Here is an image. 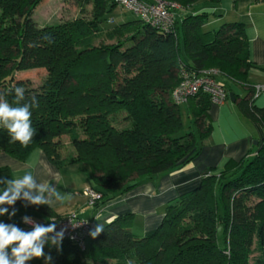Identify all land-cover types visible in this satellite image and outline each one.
<instances>
[{
    "label": "trees",
    "instance_id": "obj_1",
    "mask_svg": "<svg viewBox=\"0 0 264 264\" xmlns=\"http://www.w3.org/2000/svg\"><path fill=\"white\" fill-rule=\"evenodd\" d=\"M72 1L80 8L91 6L90 18L39 28L32 14L43 0H0V96L12 104L14 87L22 86L25 101L35 97L38 102L31 116L33 140L27 147L10 142L0 127L1 154L23 162L38 149L58 169L87 167L91 188L101 194L91 209L99 210L142 180L187 166L206 145L209 97L201 94L186 103L197 134L183 130L171 100L181 69L216 71L213 77L226 80L230 94L229 82L242 86L247 95H233V103L244 119L264 129V109L254 106L247 80L251 69L264 68L248 60L244 26L222 24L206 32V11L176 15L218 0H174L179 9L172 10L169 32L139 19L104 32L116 0ZM102 34L111 45H94ZM39 70L47 76L38 89L17 77ZM120 114L127 123L122 130L114 126ZM62 136L74 149L65 159L58 154ZM213 172L205 170L194 190L165 207L151 235H133L132 215H123L90 236L83 251L67 240L59 249L53 246L47 264H250L254 250L256 264H264V141ZM0 177L12 179L10 170L0 168ZM12 207L17 213L8 223L19 228L26 215L38 223L58 218L44 205L18 200Z\"/></svg>",
    "mask_w": 264,
    "mask_h": 264
},
{
    "label": "crops",
    "instance_id": "obj_2",
    "mask_svg": "<svg viewBox=\"0 0 264 264\" xmlns=\"http://www.w3.org/2000/svg\"><path fill=\"white\" fill-rule=\"evenodd\" d=\"M202 4L199 3L185 9L180 16L199 13L209 8V13L214 14V25L217 23L221 25L242 24L248 43L249 62L259 68H264V0H218L214 6L207 3ZM207 24L210 22L208 21ZM203 30L207 32L206 26ZM251 77L264 78V70L251 69L247 78L252 88L264 85L251 83ZM228 85L231 93L239 99L247 95L242 86L230 84V82ZM253 104L258 109H264V95L255 99ZM208 117L212 121L213 128L206 140V145L190 164L151 180H142L134 189L115 197L96 211L88 207L86 200L81 196L83 189L92 187L89 180L90 173L85 166L73 165L58 169L41 150L36 149L23 162L0 153V168L7 167L12 179L22 177L28 172L36 175L40 180L51 179L55 176L53 182L65 196L62 203L52 208L47 206L56 217L75 212L82 219L94 220L96 225L100 223L104 226L117 217L130 214L132 215L131 232L142 238L151 235L156 230L168 204L199 185L205 170L213 169V174H218L228 161H239L245 157L251 150V143L255 138H258L257 144L264 141V129L250 120L243 123L235 104L230 100L222 106L211 104ZM8 221L10 220L7 215L2 222L8 223ZM49 221L45 219L40 223L47 224ZM9 224L14 223L9 222ZM21 229L32 230V228ZM52 248L53 246L45 245L46 256ZM26 264H46V261L43 257L33 258L26 261Z\"/></svg>",
    "mask_w": 264,
    "mask_h": 264
},
{
    "label": "clouds",
    "instance_id": "obj_3",
    "mask_svg": "<svg viewBox=\"0 0 264 264\" xmlns=\"http://www.w3.org/2000/svg\"><path fill=\"white\" fill-rule=\"evenodd\" d=\"M13 104L15 106H13ZM38 106L35 97L30 102L25 101V89L22 86L14 87V100L12 104L0 96V127L7 130L10 142H19L27 147L33 140L36 128L32 126V109ZM51 179L40 180L31 172L22 177L10 179L0 177V216L8 215L9 219L14 217L17 209L12 207L18 200L25 202V206H48L54 207L62 203L65 196L61 193L57 184ZM8 206V207H5ZM11 207V211L9 208ZM25 224L32 225L31 231H24L15 224L0 221V264H26L33 258L43 257L46 261L52 260L51 255H45V245L60 248L64 239L65 229L56 231L57 222L40 224L31 217L22 218ZM79 223L73 224L78 226ZM103 231V225L97 223L90 231V236L95 238ZM10 249V251H9Z\"/></svg>",
    "mask_w": 264,
    "mask_h": 264
},
{
    "label": "built area",
    "instance_id": "obj_4",
    "mask_svg": "<svg viewBox=\"0 0 264 264\" xmlns=\"http://www.w3.org/2000/svg\"><path fill=\"white\" fill-rule=\"evenodd\" d=\"M116 2L117 7L134 15L143 23L162 32L171 31L174 23V14L172 10L179 9V6L176 4L165 3L161 0H116ZM213 76H218L217 72L214 70L194 73L181 69L179 73V83L171 93L173 104L177 106L186 104L188 100L203 94L209 97L212 105H224L230 100V93L226 90L224 84L225 82L227 83V81L218 80ZM262 95H264V85L255 86L253 88V100ZM82 195L86 199L87 206L90 208H93L101 199V194L93 188L85 189ZM55 220L57 222L56 231H59L61 228L65 229L63 240L75 244L83 251L90 237L89 233L95 227V221L84 220L75 212L55 218ZM76 223L79 224L74 227L73 224ZM22 228H32V225L25 224L22 221Z\"/></svg>",
    "mask_w": 264,
    "mask_h": 264
},
{
    "label": "rangeland",
    "instance_id": "obj_5",
    "mask_svg": "<svg viewBox=\"0 0 264 264\" xmlns=\"http://www.w3.org/2000/svg\"><path fill=\"white\" fill-rule=\"evenodd\" d=\"M165 3H171V4H178L174 0H161ZM204 4V3H203ZM202 4V5H203ZM178 6V5H177ZM205 7V6H204ZM206 8V7H205ZM184 12L185 10H179L176 15L180 16L181 12ZM206 13H208L209 16V22L210 24L206 25L207 31H216L219 26H221V23L213 24L214 17L212 16L209 10L204 9ZM91 16V6H85L83 8L78 7L72 0H43V2L34 10L32 14V20L37 24L39 28L45 27V26H54L57 24H62L65 22H69L72 20H75L80 17H85L86 19H89ZM107 22L102 25L103 31H110L119 24H122L124 22L128 21H135L137 20V17L134 15L125 12L123 9L116 7L111 13H109L106 16ZM112 42L107 41L103 34L99 36L97 40H95L94 45L95 46H105V45H111ZM46 72L44 70L39 71H31V72H22L17 75L18 78L25 79L29 82V85L33 89H38L43 82L46 80ZM251 83H261L264 84V78L260 79L258 77H251ZM259 86V85H258ZM237 112L240 114L239 110L236 107ZM178 112H179V118L180 122L182 124L183 130L186 132H192L194 134H197V130L194 127L191 119V115L188 112V105L187 104H180L178 106ZM124 117L123 114H120L116 119V122L114 123V126L118 130H122L127 127V123L122 121V118ZM240 117L243 119V123H246L247 119H244L241 114ZM209 118V117H208ZM209 124L211 126V130L213 128L212 121L209 119ZM258 138H255L254 141H252L251 145L254 146V143L257 142ZM260 140V139H259ZM207 143V141H206ZM59 144V156L62 159L68 158L70 156L74 155V149L70 144V141L68 137L62 136L59 138L58 141ZM91 186V182H90ZM89 188V187H88ZM87 189V188H85ZM83 189L82 192L85 190ZM85 199V198H84ZM86 200V199H85ZM87 204V202H86ZM7 218V215L0 216V221L5 220ZM258 257V254L254 250V252L250 255V264H256V259Z\"/></svg>",
    "mask_w": 264,
    "mask_h": 264
},
{
    "label": "water",
    "instance_id": "obj_6",
    "mask_svg": "<svg viewBox=\"0 0 264 264\" xmlns=\"http://www.w3.org/2000/svg\"><path fill=\"white\" fill-rule=\"evenodd\" d=\"M229 99H230L231 102L234 101V97H233V94L232 93L229 94ZM256 145H257V142L254 143V146H256Z\"/></svg>",
    "mask_w": 264,
    "mask_h": 264
}]
</instances>
